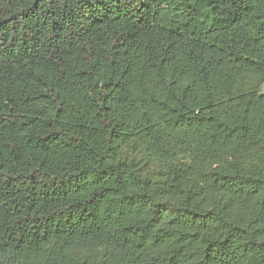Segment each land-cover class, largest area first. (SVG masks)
Instances as JSON below:
<instances>
[{
	"label": "trees",
	"instance_id": "trees-1",
	"mask_svg": "<svg viewBox=\"0 0 264 264\" xmlns=\"http://www.w3.org/2000/svg\"><path fill=\"white\" fill-rule=\"evenodd\" d=\"M0 264H264V0H0Z\"/></svg>",
	"mask_w": 264,
	"mask_h": 264
}]
</instances>
